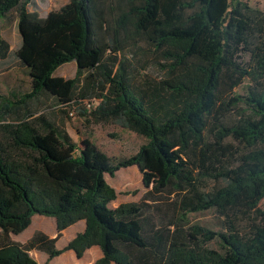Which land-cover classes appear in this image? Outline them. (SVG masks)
<instances>
[{
    "label": "trees",
    "instance_id": "16d2710c",
    "mask_svg": "<svg viewBox=\"0 0 264 264\" xmlns=\"http://www.w3.org/2000/svg\"><path fill=\"white\" fill-rule=\"evenodd\" d=\"M31 4L0 0V21L14 12L20 38L11 54L0 34V66L12 55L30 80L26 92L0 93V264H39L33 249L49 259L67 250L81 258L93 246L102 253L95 264H264V221H257L264 199V4L68 0L44 17L29 11ZM139 43L165 72L159 83L133 82L125 50ZM70 62L73 78L53 75ZM244 81L245 96L222 98ZM92 101L88 112L84 104ZM238 103L248 112L227 123ZM51 107L55 116L75 109L86 124H115L145 143L130 157L111 159L88 140L74 141L63 121L45 113ZM132 166L147 191L112 208L117 194L105 175ZM207 180L218 186L202 191ZM161 193L180 198L184 214L214 209L227 229L193 226L188 238L195 242L186 241L180 227L169 229L181 219L157 223L148 213V201ZM34 215L53 218L56 237L37 232L24 244L13 241ZM79 221L84 230L56 249ZM212 239L218 249L202 244Z\"/></svg>",
    "mask_w": 264,
    "mask_h": 264
},
{
    "label": "rangeland",
    "instance_id": "374dc122",
    "mask_svg": "<svg viewBox=\"0 0 264 264\" xmlns=\"http://www.w3.org/2000/svg\"><path fill=\"white\" fill-rule=\"evenodd\" d=\"M67 1L68 0H32V4L29 6V11H36L41 17H44L50 11L58 10L66 4ZM245 1H247L252 7L260 10L263 8L264 0ZM0 34L9 42L14 51L19 45V35L16 28V17L14 12L9 13L6 18L0 21ZM125 57L132 80L137 85L144 86L147 83L154 85L165 78V72L162 71L161 67L157 64L155 54L147 45L139 43L136 47H128L125 50ZM243 60L247 62L248 58L243 56ZM12 63L13 58L11 57L10 64L5 70L3 69L5 68L4 66H0V93H6L12 88L26 92L29 87V78L27 75L21 70H17ZM74 73V64L70 62L59 66L54 72V76L63 79H71L73 78ZM244 82L243 85L241 84L233 91L228 92L225 89L221 94L222 98L230 103L231 98L235 95L240 97L245 96V87L249 80L248 82ZM56 111L58 110L51 107L50 110L46 109L45 113L48 114L49 117L56 118L58 122L63 121L65 128L77 143H80L82 140H88L111 159L130 157L145 143V139L141 136L122 129L115 124H86L84 117L79 116L75 109L72 111L71 109L67 110V112H72V116L69 115L70 112L67 113L66 111L64 114L57 112V115L55 116L53 114H55ZM244 111L245 113L248 112L242 103H238L236 107H231V110L225 114L224 120L227 123H231L239 118ZM105 180L117 194L116 200L110 205L113 208L121 203L138 202L147 191L142 185V175L136 166L120 169L114 177L105 175ZM217 186L218 184L216 182L207 180L200 184V189L204 192H208ZM179 200L180 198H177L175 195L161 193L157 195L155 201H148L151 206V208L148 209V213L154 216V221L157 223L166 224L170 221L177 223L181 219L182 221H180L179 226L176 224L175 226H170L169 229L170 231H173L174 228L180 227L183 232L182 236L186 241L189 239L188 237L193 226L202 227L213 233L225 232L227 229V224L224 219H222L214 209L184 214L180 210ZM175 202L177 203L174 204ZM258 210L260 215L257 216V221L262 222L264 221V199L258 205ZM33 217L45 218L38 222L37 226L44 229L45 232L51 233L54 238L56 237L57 233L54 224H49L50 220H52L50 217L39 215ZM252 217L253 215L250 217L249 222L253 221ZM240 220H242L240 228L243 230L247 221L246 218L242 217ZM73 232L74 229H71L68 233L72 235ZM67 234L66 237L61 235L62 237L58 238V250L67 245V242H65L69 237ZM189 241L195 242L194 239H189ZM202 244L204 247L211 249L219 248L215 239L205 243L202 242ZM69 251L70 250L64 251L52 259L35 251L30 252V256L39 264H95V262L102 257L101 254L98 257L95 254V251H90L81 258H77L75 255L70 257L68 254Z\"/></svg>",
    "mask_w": 264,
    "mask_h": 264
},
{
    "label": "crops",
    "instance_id": "0c3cea01",
    "mask_svg": "<svg viewBox=\"0 0 264 264\" xmlns=\"http://www.w3.org/2000/svg\"><path fill=\"white\" fill-rule=\"evenodd\" d=\"M3 38V37H2ZM4 39V38H3ZM8 44H9V42L6 40V39H4ZM19 45H20V38H19ZM19 45L17 46V48L19 47ZM9 46H10V44H9ZM16 48V49H17ZM15 49V50H16ZM10 50H11V54H13V52L15 51H13L12 50V47L10 46ZM11 57H12V55H11ZM71 63H73V62H71ZM74 64V63H73ZM7 67H5V68H3L4 70L6 69ZM17 70H19L20 71V69H18L17 67H15ZM74 68H75V64H74ZM3 70V71H4ZM54 75V74H53ZM28 77V76H27ZM55 77H57V76H55ZM74 77V76H73ZM29 82H30V80H29ZM29 90V87H28V89H27V91ZM9 92L10 93H20V92H22V91H20L19 89H15V88H12V89H9ZM68 131V130H67ZM69 133V132H68ZM70 135V134H69ZM71 136V135H70ZM72 137V136H71ZM73 138V137H72ZM75 141V140H74ZM126 203H128V202H126ZM111 205V204H110ZM113 208V207H112ZM115 208V207H114ZM35 216V215H34ZM43 219H45V218H40V217H38V218H34V217H32V219H31V224H30V226L27 228V229H25L23 232H21L20 234H18V235H10V237H11V239L13 240V241H15V242H18V243H21V244H24V243H26L27 241H29L34 235H35V233H37V232H41L42 234H44L45 236H47L49 239H53L54 238V236L51 234V233H47V232H45V230L44 229H42L41 227H39V226H37V224H38V222H40L41 220H43ZM52 220H50V222H49V224H51V223H53L54 224V227H55V221H54V219L53 218H51ZM35 220V221H34ZM84 228H85V224H84V221H79L78 223H76V224H74V225H71V226H69L68 228H66L63 232H62V236H65L66 237V234L71 230V229H74V232H73V234L71 235V234H67L69 237H68V239H66L67 241H65V242H69L71 239H73L75 236H76V234H78V233H81L83 230H84ZM61 236V237H62ZM15 237V238H14ZM21 238V239H20ZM24 239V240H23ZM66 243V244H67ZM55 248L56 249H58V246H57V242L55 243ZM100 249L98 248V247H96V246H93V247H91L90 249H88V250H86L85 251V253H84V255L85 254H87L88 252H90V251H95V254L99 257L100 256V254H101V256H102V253H100L101 252V250L99 251ZM32 251H35V252H38V253H42V254H44V255H46L44 252H41V251H39V250H36V249H33V250H31L30 252H32ZM30 252H29V255H30ZM68 254L70 255V257H72L73 255H75L74 254V252L73 251H69L68 252ZM47 256V255H46ZM48 257V256H47ZM55 258V257H54ZM111 264H113V263H111Z\"/></svg>",
    "mask_w": 264,
    "mask_h": 264
},
{
    "label": "built area",
    "instance_id": "2783aa9c",
    "mask_svg": "<svg viewBox=\"0 0 264 264\" xmlns=\"http://www.w3.org/2000/svg\"><path fill=\"white\" fill-rule=\"evenodd\" d=\"M94 102H86L84 104L85 109L89 112L93 108ZM70 116H72V112L69 113Z\"/></svg>",
    "mask_w": 264,
    "mask_h": 264
}]
</instances>
